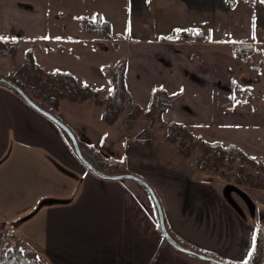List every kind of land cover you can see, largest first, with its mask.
Listing matches in <instances>:
<instances>
[{
	"label": "crops",
	"instance_id": "0c3cea01",
	"mask_svg": "<svg viewBox=\"0 0 264 264\" xmlns=\"http://www.w3.org/2000/svg\"><path fill=\"white\" fill-rule=\"evenodd\" d=\"M72 1L0 0V37L16 38L25 51L33 50L45 71L68 72L98 94L110 91L103 69L110 71L125 60L133 101L146 107L157 87L177 94L162 115L164 122L182 123L209 142L259 152L254 156L264 161V147L245 139L247 131L254 135V129H264V115L254 110L244 91L254 85L249 72L259 70L249 58L264 55L262 0ZM60 9L85 32L81 18L92 20L99 13L110 23L114 39L125 40L112 51H96L100 37L92 48L89 39L62 31ZM224 33L236 39L224 43ZM232 45L250 46L252 52L238 56ZM234 103L240 107L233 109ZM100 115L90 100H62L55 112L77 141L147 181L165 225L187 248L245 264L264 226V191L242 186L253 207L231 192L233 206L223 195L230 181L197 170L159 139L158 127L151 146L142 147L128 139L122 123L106 127ZM0 210L2 243L20 237L18 243L34 250L44 264H214L177 250L163 237L155 205L140 184L91 174L56 125L1 85Z\"/></svg>",
	"mask_w": 264,
	"mask_h": 264
},
{
	"label": "trees",
	"instance_id": "16d2710c",
	"mask_svg": "<svg viewBox=\"0 0 264 264\" xmlns=\"http://www.w3.org/2000/svg\"><path fill=\"white\" fill-rule=\"evenodd\" d=\"M232 1L229 0V4H232ZM81 23L89 33L110 35L111 25L108 21L103 20L99 13L92 20L82 17ZM0 38H2L0 39V56H14L18 49L17 43H11L7 37ZM113 45L118 46L117 39L113 40ZM232 49L238 56L252 52V48L245 45H232ZM4 76L16 83L36 104L53 115L62 100L76 104L90 100L101 110V120L107 125H113L126 109L123 117L124 131L128 139L135 144L150 147L153 140L152 128L154 125H158L161 132L159 139L172 145L179 155L193 162L197 170L218 171L239 162L235 174L229 175V177H234V183L231 184L235 189L241 191V187L246 185L264 191V164L255 161L238 145L222 144L219 141L209 142L195 136L182 123L163 121V113L169 108L177 94H168L163 88L157 87L151 91L146 107L133 101L126 87L125 60L109 72L110 91L104 96H99L96 89L90 85L77 83L75 76L68 72L45 71L36 63L32 49L24 51L20 64L11 74ZM0 85L15 93L7 85ZM140 116L146 119V125L138 131H133V124ZM61 133L65 136L62 131ZM78 144L82 155L99 171L106 174L126 173L125 169H118L116 163L92 145L82 141H78ZM69 145L73 151L72 145L70 143ZM246 166L250 169L247 170ZM251 168L254 170L252 171ZM166 228L178 243L189 247L167 225ZM3 235L0 226V246L2 247L0 264H44L38 258L37 253L25 245L17 242L11 246H3L1 241ZM262 258L263 244L261 230H259L245 264H259Z\"/></svg>",
	"mask_w": 264,
	"mask_h": 264
},
{
	"label": "rangeland",
	"instance_id": "374dc122",
	"mask_svg": "<svg viewBox=\"0 0 264 264\" xmlns=\"http://www.w3.org/2000/svg\"><path fill=\"white\" fill-rule=\"evenodd\" d=\"M59 1L63 2V0H59ZM68 1L69 2H75V1H72V0H68ZM95 1H98V0H95ZM124 1L125 0H121L122 3ZM64 4H66V3H64ZM59 11H61L65 15L64 18L59 19V25L62 26V31H67L69 34H71V35H73L75 37L83 36V37L87 38V40L89 39L92 48H94V46H96L95 43H94V41H95L94 38L98 39L100 37L101 39L100 38L99 39L102 41L101 42L102 44L99 45L98 50H96V51H112V48H117V46L113 45V40H114V38H116L115 34H113V35L110 34L109 35L110 37H109V36H103V35L96 34V33L85 32L82 29V27L80 26V23L78 21L73 22L72 18H70L71 15L67 14L64 11V9H60ZM50 14H51L52 18L53 17H57L56 11L54 12L53 10H51ZM70 19H71V21H70ZM183 36H185L187 38H190L191 34H189V33L185 34L184 33ZM231 36H232L233 39H236V35H231L230 33H224L222 35L221 41H223L224 43H227ZM8 39H9V41L11 43H17L18 49H17L16 54L14 56H12V57L11 56H0V71L3 72V73H12L15 70L16 66L18 64H20V62L22 61L23 51H25V49L27 48V47H25V45L22 46L21 43H19L17 41V39L14 38V37H11V38H8ZM123 41H124L123 39H117L118 45L123 43ZM61 43H62V41L59 42V44H61ZM58 47H60V46H58ZM223 47L225 49H227V48L229 49V46H227V45H224ZM202 48H206V47L204 46ZM119 51H123V50L120 49ZM229 52H231L230 49L228 50V53ZM213 54H215V52H213ZM115 57H118V53H115ZM111 58H113V55H112ZM229 58H233V57L230 56ZM259 58L260 57H258L255 61H253V59H251V58H249V60L252 63L255 62L256 66H257V68H259V70H263L264 71V55L262 56V58L260 60H258ZM233 60H234V62L236 64L239 63V61L236 60V58H233ZM261 66H263V67H261ZM248 68H249V66H248ZM259 70H256L255 68H253V71L249 72V75L251 74L250 77L253 79V84L254 85H252L251 88H248L246 90L244 89V91H245V93H248L250 95V97L248 98L249 101H250L249 103L251 104V106H253L254 110L258 111V112H260L261 114L264 115V72L261 73V71H259ZM110 71L107 70V71H104V72H108V74H109ZM250 77L244 78V80H247ZM258 79H260L259 84H258V81H257ZM242 82H244L243 84L247 83L246 81H242ZM109 90H110V86H109ZM238 92L239 91L237 90L235 93L237 94ZM99 94H100V96L104 95L101 92ZM248 94H246V95H248ZM246 95L244 94V98L246 97ZM238 107H240V106H238L237 103H234L232 105L233 109L234 108L236 109ZM243 107L246 108L245 106H243ZM125 112H126V109L124 110V112L121 113L119 119L117 120L118 122L122 123L123 130H124L123 117H124ZM145 125H146V119L143 116H140L135 121V123L133 124V128L132 129H133V131H138V130L142 129ZM106 127H107V125H106ZM155 127H158V125H154V127L152 128V134L153 135H154V133L156 131V130H154ZM158 129H159V127H158ZM253 131H255L254 135H252L251 131H247V133H246L247 136L245 137V139L249 140V141H252V142H257L258 141L260 143V146H256V147H259V148L260 147H264V129H262V130H255L254 129ZM124 133H125V131H124ZM107 134L108 135L110 134L111 136L114 135L113 131H112V133H111V131H108ZM194 135L195 136H199V135H196V134H194ZM199 137H201V136H199ZM246 153L248 155H250L251 157H253L255 161L261 162L262 164H264V161L262 162L261 159L256 158L254 156V154H259V152H256V151H253V150L250 149ZM263 154H264V152H262V153L260 152V155L264 156ZM238 165H239V162H235L231 166L224 167V169H220L218 171H209V172H213L215 174H219L221 177L228 179V181H230L229 183H234V177H229V175L230 174H232V175L235 174L236 168L238 167ZM246 169L248 170L250 168L246 166ZM251 169H252V171L254 170L253 168H251ZM243 187L251 188V187H248L246 185H244ZM255 189H257V188H255ZM246 207H247V205H246ZM5 212H7V211H5ZM1 218H3V217H0V219ZM20 239H21L20 237H16V238L7 237V239H5L2 244H3V246H6V247L7 246H11V245L17 243Z\"/></svg>",
	"mask_w": 264,
	"mask_h": 264
},
{
	"label": "water",
	"instance_id": "95a60500",
	"mask_svg": "<svg viewBox=\"0 0 264 264\" xmlns=\"http://www.w3.org/2000/svg\"><path fill=\"white\" fill-rule=\"evenodd\" d=\"M0 84H5L8 87H10L29 107H31L37 113L41 114L42 116L47 118L49 121H51L54 125H56L65 134L68 142L72 145L73 152L75 156L77 157V159L85 167V169L89 171L91 174L101 179H105V180H132L140 184L149 193L155 205L156 212H157V218H158V225H159L161 234L174 248H176L177 250L181 252L196 256L200 259L210 261L214 264H232V263H228L225 261H221L215 257L201 254L199 252H196L178 243L169 234L166 228L165 222H164L163 212H162V208L159 203V200L157 199L155 192L153 191L152 187L147 183V181L131 173L106 174V173L99 171L92 164H90V162L82 155L80 148H79L78 141L74 133L71 131V129L66 124H64L59 118H57L52 113L48 112L47 110L43 109L38 104H36L16 83H14L12 80L7 78L6 76L0 75ZM231 192L237 193L241 197V199L246 203V205L250 209H252L253 203L249 195H247V193H245V191H243L242 189L241 191L236 190L235 187L231 183H229L225 186L223 190V195L229 202H231V205L236 206L235 202L231 199V196H230ZM261 238H262V244H263V258L259 264H264V226L262 227Z\"/></svg>",
	"mask_w": 264,
	"mask_h": 264
},
{
	"label": "built area",
	"instance_id": "2783aa9c",
	"mask_svg": "<svg viewBox=\"0 0 264 264\" xmlns=\"http://www.w3.org/2000/svg\"><path fill=\"white\" fill-rule=\"evenodd\" d=\"M244 57H241V59H243ZM103 71H107V69H103ZM2 239V237H1ZM1 251H2V247L0 246V254H1Z\"/></svg>",
	"mask_w": 264,
	"mask_h": 264
},
{
	"label": "snow or ice",
	"instance_id": "6c2138e0",
	"mask_svg": "<svg viewBox=\"0 0 264 264\" xmlns=\"http://www.w3.org/2000/svg\"><path fill=\"white\" fill-rule=\"evenodd\" d=\"M262 2H264V0H262ZM0 39H2V38H0Z\"/></svg>",
	"mask_w": 264,
	"mask_h": 264
}]
</instances>
